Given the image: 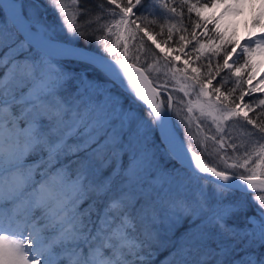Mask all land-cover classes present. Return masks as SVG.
<instances>
[{
  "label": "snow or ice",
  "instance_id": "obj_1",
  "mask_svg": "<svg viewBox=\"0 0 264 264\" xmlns=\"http://www.w3.org/2000/svg\"><path fill=\"white\" fill-rule=\"evenodd\" d=\"M47 2L60 14L62 28L41 15L38 0H0V264H151L158 253L144 249L159 226L174 235L185 220L188 228L167 245L173 251L160 264H264V195L252 197L256 214L243 227L230 223L246 210L249 191L264 192V112L249 115L254 105L264 108V99L257 103L252 95L264 92L258 86L264 75L252 84V57L264 52V11L252 16L251 28L245 22L241 43L225 39L218 24L226 12H239L241 0H212L213 6L224 4L212 18L219 42L201 43L191 34L196 59L206 53L207 74L188 59L170 70L173 92L188 97L199 88L194 101H177L186 108L182 115L167 83L153 86V64L140 59L145 37L156 48L160 44L136 21L166 4L91 0L93 14L81 7L89 0H71V12L65 0ZM193 9L200 16V8L193 4L188 11ZM175 27L162 42L173 40ZM64 29L73 37L94 36L99 51L61 43ZM99 32L104 35H94ZM138 36L139 46L130 48ZM176 42L180 52L191 43L184 35ZM238 49L243 63L230 61ZM214 57L222 63L213 66ZM67 59L88 67L67 70L61 64ZM164 59L173 62L167 52ZM225 70L235 77L226 92ZM214 79L219 86L209 92L206 84ZM162 90L166 97L158 102ZM140 106L147 118L136 110ZM173 115L180 117L184 139ZM209 121L214 135L201 126ZM160 157L174 166L165 168Z\"/></svg>",
  "mask_w": 264,
  "mask_h": 264
},
{
  "label": "trees",
  "instance_id": "obj_2",
  "mask_svg": "<svg viewBox=\"0 0 264 264\" xmlns=\"http://www.w3.org/2000/svg\"><path fill=\"white\" fill-rule=\"evenodd\" d=\"M68 1L70 3L69 5H71V0H68ZM38 3L41 5V14L43 16H45L47 18V20H49L48 22L59 23L58 21L61 20L60 14L54 8H52L50 6V4L47 2V0H38ZM155 3L157 6L166 4L167 8L161 7L159 9V12L154 13L153 15H148L147 13H144L145 20L144 21L137 20L136 23L141 25V27H146L147 30L152 35V37L158 43L165 45L171 49L172 48H174V49L179 48V43H177L176 41H178L179 35H184L187 40L191 41V43L187 44V46L185 47V49H186L185 51L188 54L192 55L191 58L193 57V60L190 63L192 64L193 67H200L202 72L205 73V75H206L207 69L203 68V65H206L208 63V59L206 58V53L200 54L201 59L197 60L196 59L197 53L193 52V47L197 46L196 40H199V41L201 39L203 40V37L200 36L201 34L199 33L201 31V28L203 25V23L200 20L201 18H199V16H197L196 11L195 12H193V11L189 12L188 11L189 6H187V4L183 0H155ZM84 6L91 8L93 14L97 11L96 5L91 3V0H89V2L87 4H81V7H84ZM72 8L74 10L73 6H72ZM173 8L175 9L174 13L169 11L170 9H173ZM137 15H140V13L138 12ZM133 18H135V17H133ZM3 19H4V14H3V12H0V21H2ZM84 19L85 18L83 16L78 17L77 23H82ZM107 19H110V18H106V20ZM106 20H102L101 23L106 22ZM147 21H155V23H147ZM197 24H200L201 26L196 27ZM173 25L176 26L173 29V40L169 41L168 43L162 42V41L168 40L166 32ZM92 27L95 28V27H97V25L93 24ZM84 31L87 33L88 29H84ZM193 32L196 34V40L192 39L191 34ZM94 35H104V33L99 32V33H95ZM60 40L70 42V43H74L77 45H81V46L99 51L97 44L95 43L94 36H92V35L86 34V36L73 37L67 33L66 29H64L63 34L60 37ZM86 40L90 41V42L86 43ZM144 41H145L144 42V48L140 54V59L142 61H145L146 63L153 64V68L150 71H151V73H154V68L156 66V63H158L159 60L165 61L164 56L162 55L160 50H158L154 46V44H152L151 40H148V38L145 37ZM133 45H135L137 47L139 46V36L135 40L130 41V48ZM149 46H151V49L154 50L159 55L153 56L152 52L149 49ZM188 54H187V56H189ZM187 56H185V57H187ZM129 62H134V61H132L130 59ZM165 63L168 66H170V64H171V63H167L166 61H165ZM216 63H222V60L218 57L212 58L213 66ZM61 64L65 69L70 70V71H74V72H80L82 69H87V67H88L83 62H78L76 60H71V59L63 60V61H61ZM138 66H140V65H138ZM183 66H184V63H178L175 68H177V67L183 68ZM171 70H175V69H171ZM168 74L169 73H167V76H168ZM221 75L224 77L225 80L229 81L227 86L225 88H222V91L226 92L228 88H231L234 86L233 81L235 80V78H232L231 74L228 73L226 70L222 71ZM87 76L89 79H92L94 76V73L91 71H88ZM150 77H151V75H150ZM216 79H219V77H217ZM153 82H154V80H153ZM216 86H219V85L216 84V80L214 79L213 83L210 86V91L213 87H216ZM69 90L75 91L74 86H70ZM121 95H123V94H121ZM236 95L238 96L239 92H237ZM162 97L164 100L165 97L163 95H162ZM253 97L256 98L257 103L260 99H262L259 96V94H254ZM212 98L215 99V97H212ZM248 100H249V97L246 96L245 101L247 102ZM124 104H125V106L129 105V101H128L127 97H124ZM132 107L135 108V105H133ZM253 107H254V112L249 113V115L253 116V118H256L254 113L264 112V108H258L255 105ZM136 110L138 112H140V114L146 116L144 106H140ZM173 123L176 125L177 132L180 135L181 139H184V126L181 123L175 122L174 118H173ZM201 126L204 129V133H206L207 135H214L215 134V128H214V126L211 125L210 122H208L207 126H205L203 123ZM192 128H193V132H195V130H196V124L195 123H193ZM249 128H251V126H249ZM234 134H236V133H234ZM155 135L157 138V142H159L158 134L156 133ZM239 142L240 141L237 140V143H239ZM193 143H195V141ZM211 148H212V145H211V143H209V150L210 151H211ZM229 155H231L230 149H229ZM229 162H231V161H229ZM171 163H172V167H173L174 162H171ZM109 171H111V168L106 170L105 173H108ZM239 195L240 194L237 193L236 198H238ZM254 195H264V192L249 191L248 195L245 197L246 210L238 212L236 214V216L233 218V220L230 221V223H234L239 227H243L246 217L254 216L256 214V209H257L258 205L253 202L252 197ZM159 227L161 229L160 231L163 233L162 235L166 238V240H170V238L171 239L173 238L176 240L180 236V234L188 228V222H187V220H185L183 225L176 229L174 235L166 234L163 225H160Z\"/></svg>",
  "mask_w": 264,
  "mask_h": 264
},
{
  "label": "rangeland",
  "instance_id": "obj_3",
  "mask_svg": "<svg viewBox=\"0 0 264 264\" xmlns=\"http://www.w3.org/2000/svg\"><path fill=\"white\" fill-rule=\"evenodd\" d=\"M183 1L189 7L193 4H195L197 6V8H200L199 18H201L200 20L203 23L201 31L199 32L201 34L200 36L203 37V40L201 39L200 42L206 44L208 39L211 38L212 40L217 41V43H218L219 41L217 40L215 31H214V29L216 28V25L212 23V18L220 15V13L224 10V4L218 3L215 6H213L212 0H183ZM229 2H232V0H229ZM65 3H67L68 5L70 4L68 0H65ZM204 4H208L209 6L207 8H204V7H202V5H204ZM238 7H239V12H235V11L226 12L225 15L223 17H221V19L218 21V24H219L220 30L224 32L225 39L228 38L229 36H232L233 39L241 40V43H244L245 41L241 38L247 36V34H248V30L245 27V22H247L248 28H251L252 16L254 14H259L261 11H264V7H262V5H261V0H241V3L238 5ZM72 10H73L72 6L69 5V11L71 12ZM192 11L195 12V9H193ZM204 18H208L207 19V27H204V24H205ZM117 19H118V17H117ZM58 22L59 23L52 22V24H54L57 28H62L63 27L62 19L59 20ZM252 30L255 31L257 34L260 33L259 28H255ZM233 34H235V35H233ZM112 39H115V38L112 37ZM158 44H160V43H158ZM154 46H155V44H154ZM157 49L160 50V52L162 53L163 56H165V52H167L169 59H171L173 62L170 64V66H168L165 63V61H166L165 59H164L165 61L159 60L158 63H156V66L154 68V73H152L150 78H151V80H154L155 85L157 83H160V84L167 83L168 92L171 93L173 95V98H174L173 99L174 107L183 109L184 110L182 112V115H183L184 113H186V108L184 107V105L178 104L177 101L182 99V100H184L185 104L187 103L188 100L194 101L196 99L195 93L199 91V88L197 87L194 92H190V95L188 97H184L182 92H179V91L173 92L172 88H173L175 82L172 81L170 79V77H171V71H174V70H171V69H175V67L178 63H184V61L186 59H188L191 62L193 60V57L191 58L192 55L188 54L185 51L186 50L185 48H184V52L178 51L179 48H176L177 51H172V49H174V48L171 49L165 45L160 44V47ZM162 49L164 51H161ZM184 53H187L189 56L185 57ZM176 56L180 57L179 61H176L174 59ZM233 58H235L236 62L243 63V56H242V53H239V49L237 50V53L233 54V57H230V61ZM252 62L254 65L253 71H254L255 78H256V79L252 80V84L256 85L257 81L260 80V77L262 75H264V52H261L260 54H254L252 57ZM167 73H169L168 76H167ZM189 75H191L190 72H189ZM241 75L245 76L244 77L245 86L247 87V79H248L247 75H245L244 73H241ZM232 78H235V77H232ZM182 82H183V80H182ZM188 83H192V82L188 81ZM210 86H211V84H206V88L209 90V92H210ZM258 86L261 88H264V82H261ZM161 94L164 97H166V94L163 90L161 91ZM254 94H259V96L262 99H264V92H257V93H253L252 95H254ZM139 114H140V112H139ZM140 115L142 117L147 118L145 115H142V114H140ZM194 115L198 116L199 115L198 111L195 112ZM173 118H174L175 122L180 123V117L173 115ZM157 143H159V142H157ZM70 159H73V158L72 157L66 158L65 163H67L68 160H70ZM126 159L127 158L125 157V160ZM29 162H32V161L30 160ZM159 162L165 168H171L172 167V163L171 162L166 163L165 159L163 157L159 158ZM73 167H74V165H73ZM104 174L107 175L108 173H104ZM162 234L163 233L161 231H158L156 233L155 240L151 243L150 248L144 249L145 254H147L148 251L158 253V255H156L155 259L151 260V264H160V261L164 260V258L166 256H168L171 251H173V248L171 246H167V245H170V242L174 241L175 239L170 238V240H166V238ZM141 239H143L142 236H141Z\"/></svg>",
  "mask_w": 264,
  "mask_h": 264
},
{
  "label": "water",
  "instance_id": "obj_4",
  "mask_svg": "<svg viewBox=\"0 0 264 264\" xmlns=\"http://www.w3.org/2000/svg\"><path fill=\"white\" fill-rule=\"evenodd\" d=\"M60 42L61 43H65V44H69L70 42H66V41H62V40H60ZM72 46H74V47H76V48H81V49H83V50H85V51H87V52H96L95 50H93V49H90V48H87V47H83V46H81V45H77V44H74V43H70ZM130 63H132V62H130ZM151 79V78H150ZM153 86H155V84H154V82H153ZM159 100H163V97H162V94H161V96L158 98V102H159ZM158 134V133H157Z\"/></svg>",
  "mask_w": 264,
  "mask_h": 264
},
{
  "label": "bare ground",
  "instance_id": "obj_5",
  "mask_svg": "<svg viewBox=\"0 0 264 264\" xmlns=\"http://www.w3.org/2000/svg\"><path fill=\"white\" fill-rule=\"evenodd\" d=\"M229 17V16H228ZM84 47V46H83ZM96 51V50H95Z\"/></svg>",
  "mask_w": 264,
  "mask_h": 264
}]
</instances>
